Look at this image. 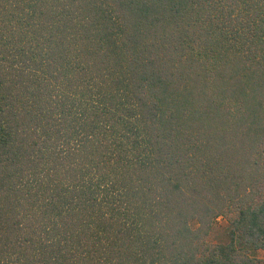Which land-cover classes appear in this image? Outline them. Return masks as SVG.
Here are the masks:
<instances>
[{
    "label": "trees",
    "instance_id": "trees-1",
    "mask_svg": "<svg viewBox=\"0 0 264 264\" xmlns=\"http://www.w3.org/2000/svg\"><path fill=\"white\" fill-rule=\"evenodd\" d=\"M261 250L264 0H0V264Z\"/></svg>",
    "mask_w": 264,
    "mask_h": 264
},
{
    "label": "rangeland",
    "instance_id": "rangeland-1",
    "mask_svg": "<svg viewBox=\"0 0 264 264\" xmlns=\"http://www.w3.org/2000/svg\"><path fill=\"white\" fill-rule=\"evenodd\" d=\"M226 227L227 221L225 218H219L216 222L215 229L210 237L211 242H225L226 241ZM257 258L260 264H264V251H259L257 253Z\"/></svg>",
    "mask_w": 264,
    "mask_h": 264
}]
</instances>
